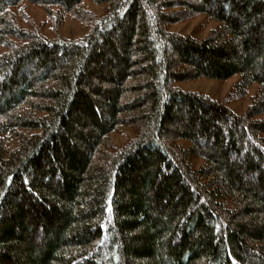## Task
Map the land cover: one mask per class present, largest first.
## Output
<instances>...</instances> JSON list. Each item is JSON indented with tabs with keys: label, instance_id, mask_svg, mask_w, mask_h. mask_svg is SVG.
<instances>
[{
	"label": "trees",
	"instance_id": "1",
	"mask_svg": "<svg viewBox=\"0 0 264 264\" xmlns=\"http://www.w3.org/2000/svg\"><path fill=\"white\" fill-rule=\"evenodd\" d=\"M90 1L0 0V264H264V0ZM186 12L220 24L169 31ZM236 74L243 114L175 85Z\"/></svg>",
	"mask_w": 264,
	"mask_h": 264
},
{
	"label": "rangeland",
	"instance_id": "2",
	"mask_svg": "<svg viewBox=\"0 0 264 264\" xmlns=\"http://www.w3.org/2000/svg\"><path fill=\"white\" fill-rule=\"evenodd\" d=\"M107 3H94L85 0L83 9L88 13L101 15L106 11ZM13 13L16 15L18 23L27 29L34 27L48 38L55 36L65 38H80L88 34L92 28V22L89 19L78 18L67 14L61 23L49 19L45 10L31 2H25L20 7H15ZM184 18L175 23H168L167 29L173 32L193 35L197 38L207 37L211 30L216 28L220 22L216 19L208 18L205 14H196L188 16L187 12L182 15ZM5 49L0 48V52ZM241 75L236 74L227 79H215L200 77L183 81H176L175 85L188 91H196L211 96L219 101H225L226 104L236 113L243 114L252 102L258 84L254 83L243 94H239L236 85L241 81ZM134 136V130L130 126L121 128L118 132L111 135V140L116 146H122L129 142ZM185 145L188 141H182ZM202 163L201 159H193L195 167Z\"/></svg>",
	"mask_w": 264,
	"mask_h": 264
}]
</instances>
